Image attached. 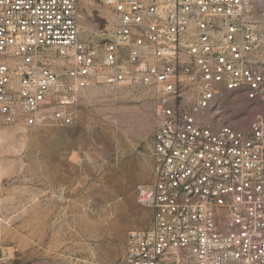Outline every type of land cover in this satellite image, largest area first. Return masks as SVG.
Listing matches in <instances>:
<instances>
[{
	"label": "built area",
	"instance_id": "obj_1",
	"mask_svg": "<svg viewBox=\"0 0 264 264\" xmlns=\"http://www.w3.org/2000/svg\"><path fill=\"white\" fill-rule=\"evenodd\" d=\"M0 0V128L70 126L86 89H152L151 213L122 264H264V0ZM259 110L237 126L225 94Z\"/></svg>",
	"mask_w": 264,
	"mask_h": 264
},
{
	"label": "rangeland",
	"instance_id": "obj_2",
	"mask_svg": "<svg viewBox=\"0 0 264 264\" xmlns=\"http://www.w3.org/2000/svg\"><path fill=\"white\" fill-rule=\"evenodd\" d=\"M79 13L96 39L99 0ZM223 101L242 129L259 110ZM157 103L152 89L93 85L73 125L0 128V264H122L128 233L151 223L138 188L153 176Z\"/></svg>",
	"mask_w": 264,
	"mask_h": 264
}]
</instances>
